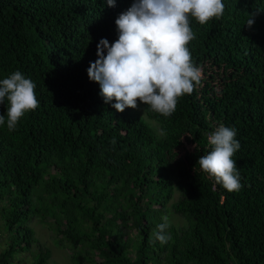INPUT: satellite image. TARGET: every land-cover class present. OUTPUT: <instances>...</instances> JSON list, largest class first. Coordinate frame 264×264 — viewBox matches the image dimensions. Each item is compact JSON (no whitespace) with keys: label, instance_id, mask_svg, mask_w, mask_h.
Here are the masks:
<instances>
[{"label":"trees","instance_id":"obj_1","mask_svg":"<svg viewBox=\"0 0 264 264\" xmlns=\"http://www.w3.org/2000/svg\"><path fill=\"white\" fill-rule=\"evenodd\" d=\"M133 2L0 0V80L22 72L40 102L15 131L0 126V264H50L34 218L75 264H264V0H223L221 19L192 20L201 83L167 118L139 101L117 112L87 74ZM220 124L241 145L238 192L197 163ZM165 214L185 224L162 245Z\"/></svg>","mask_w":264,"mask_h":264},{"label":"clouds","instance_id":"obj_2","mask_svg":"<svg viewBox=\"0 0 264 264\" xmlns=\"http://www.w3.org/2000/svg\"><path fill=\"white\" fill-rule=\"evenodd\" d=\"M107 3L115 6V0ZM224 11L223 0H134L115 20L117 40L109 44L101 39L97 44V59L87 70L89 80L100 86L104 103L119 113L136 109L139 101L159 115L172 116L179 100L192 94L202 79L188 47L195 39L191 22L205 25L221 19ZM253 23L251 17L246 25ZM35 89L36 84L18 70L0 80V105L8 103L0 126L6 123L10 132L15 131L21 119L40 106ZM236 135L235 128L220 124L208 136L211 150L197 161L228 192L242 187L233 159L241 147ZM171 226L169 216L163 215L153 233L155 240L167 244Z\"/></svg>","mask_w":264,"mask_h":264},{"label":"rangeland","instance_id":"obj_3","mask_svg":"<svg viewBox=\"0 0 264 264\" xmlns=\"http://www.w3.org/2000/svg\"><path fill=\"white\" fill-rule=\"evenodd\" d=\"M138 107L140 108L139 105ZM177 197L178 194L176 192L172 202H174L177 199ZM170 219L173 225L179 226L185 224V221L179 217L172 216ZM30 226L33 228L35 232V236L39 240V242L49 247L52 254L49 259L50 264H75L73 260L70 259V251L69 250L67 251L65 247H59V245L56 244V238L54 237V232L51 231V229L47 224L45 223L43 224L37 218H34L31 221ZM3 239L4 236L0 232V250L4 248ZM22 257L24 258V261L22 263H16V264H29L31 262V258L29 255L23 254Z\"/></svg>","mask_w":264,"mask_h":264}]
</instances>
